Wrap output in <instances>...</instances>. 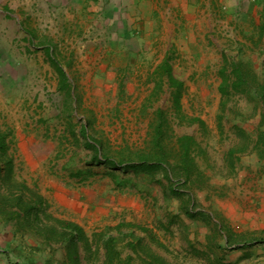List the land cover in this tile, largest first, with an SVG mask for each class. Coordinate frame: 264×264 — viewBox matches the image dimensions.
I'll return each mask as SVG.
<instances>
[{"label":"rangeland","instance_id":"obj_1","mask_svg":"<svg viewBox=\"0 0 264 264\" xmlns=\"http://www.w3.org/2000/svg\"><path fill=\"white\" fill-rule=\"evenodd\" d=\"M189 1L165 0L150 38L128 59L96 55L88 44L82 49L76 29L38 30L40 38L63 43L55 48L62 56L83 50L85 58L61 61L70 96L59 90L52 63L41 56L26 60L35 52L25 44L27 31L52 14L0 0V39L6 43L0 46V127L10 134L16 179L28 185L29 196L45 199L53 217L81 225L90 238L95 232L118 238L122 264L129 257L131 264H213L210 251L221 250L214 245L226 237L230 246L238 238L264 240V101L254 91L224 98L219 90L222 68L234 62L244 64L255 84L264 83L262 29L244 26L220 0ZM168 54L174 76L185 84L181 111L167 79L153 95L152 73ZM159 110L169 117L174 141L193 136L201 148V177L191 183L106 160L146 150ZM99 144L97 160L93 146ZM4 196H10L6 186L0 188ZM5 216L0 214V264H66L64 245L48 244L24 219ZM106 262L104 247L94 256L82 250V264Z\"/></svg>","mask_w":264,"mask_h":264},{"label":"trees","instance_id":"obj_2","mask_svg":"<svg viewBox=\"0 0 264 264\" xmlns=\"http://www.w3.org/2000/svg\"><path fill=\"white\" fill-rule=\"evenodd\" d=\"M261 32L264 36V24ZM171 59V55L168 54L152 73L151 80L155 78L157 81L153 95L157 96L162 91V85L167 79L170 86L177 89L173 92L174 107L177 111H181V97L185 84L174 76ZM51 62L60 75L59 90L72 96L70 79L60 65V61L52 57ZM220 77L222 82L219 90L224 98L254 91L264 101V83L255 84V77L244 70V64L236 62L226 64L220 72ZM155 119L151 124L153 130L150 134L151 142L146 150L134 154V157L122 155L119 160L108 157L106 160L112 165L131 168L138 174L162 173L171 183L173 180H184V183L193 182V178L197 174L200 175L196 154L201 152V148L196 139L185 135L174 141L170 135V120L167 114L159 110ZM9 138L10 134L2 132L0 127V188L6 186L10 195L0 198V214H6L5 219L9 222L24 219V225L45 239L48 244L64 245L67 253L66 264H82V250L89 256H94L99 253L101 247L106 249V264H114L115 260L122 264V250L119 248L118 238L97 232L90 238L81 225L48 214L47 202L41 195L37 193L28 195L31 191L28 185L16 179L14 159L9 155ZM100 149V144L97 148L93 146L97 160H99L98 152L101 153ZM176 190V188L173 189L174 193ZM123 226L125 224H120L118 227ZM130 246L136 247L135 243H131ZM125 264H131V257Z\"/></svg>","mask_w":264,"mask_h":264},{"label":"crops","instance_id":"obj_3","mask_svg":"<svg viewBox=\"0 0 264 264\" xmlns=\"http://www.w3.org/2000/svg\"><path fill=\"white\" fill-rule=\"evenodd\" d=\"M187 1L190 2L182 0L181 5L184 6ZM13 3L23 11L26 8H21L22 5H27L36 7L38 12L52 14L51 19L45 16L44 19H39L40 21L36 20L38 24L35 28L31 27L27 31L28 43H24L33 46L31 50H35V52H30L26 56V60L29 57L32 59L34 56H41L40 58L48 60L51 65L52 57H55L62 66L61 61L77 59L79 54L82 55L80 58H85L83 50L79 49L75 56L72 54H69L68 57H65L66 54L62 56L63 50L60 47L57 50L55 48L63 43L56 45L58 40L40 38L41 34L38 33V30L51 29V27L62 30L76 29L78 38L75 40L80 43V46L82 45V49L86 48L84 45L88 44L89 51L97 52L96 55L102 53L107 56L112 55L114 61L118 60V55L121 59H128L134 55L132 52L134 46H138L142 41H147L150 38L149 32L154 29V22L158 20L159 14L161 17L163 13L161 6L164 5L165 0H27L26 2L13 0ZM219 6L227 9L234 14L235 18L244 22V26L248 25L249 27L250 24H253L260 30L262 29L264 0H220ZM29 10L32 11L31 8ZM18 21L20 26H25L26 23L21 17L18 18ZM64 39L66 43L69 37ZM5 44L0 39V46ZM21 57L17 54L15 59L21 61ZM15 59L13 61H16ZM62 68L66 72L64 66ZM236 236L238 237V235ZM239 240L241 238L236 239V243H232L230 246L226 237V243L222 241L214 245L222 249L216 254L214 251H210V261L213 264H260L264 261V240L254 243L246 240L239 242ZM222 243L226 245V248ZM210 248L214 249L213 245Z\"/></svg>","mask_w":264,"mask_h":264},{"label":"built area","instance_id":"obj_4","mask_svg":"<svg viewBox=\"0 0 264 264\" xmlns=\"http://www.w3.org/2000/svg\"><path fill=\"white\" fill-rule=\"evenodd\" d=\"M260 264H264V261H263V262H261Z\"/></svg>","mask_w":264,"mask_h":264}]
</instances>
